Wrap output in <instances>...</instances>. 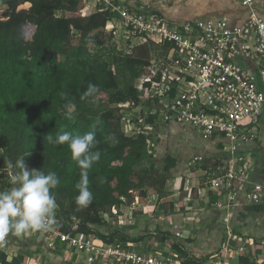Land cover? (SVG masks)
I'll return each mask as SVG.
<instances>
[{"label": "trees", "instance_id": "1", "mask_svg": "<svg viewBox=\"0 0 264 264\" xmlns=\"http://www.w3.org/2000/svg\"><path fill=\"white\" fill-rule=\"evenodd\" d=\"M0 7V148H4L0 155V179H8L5 161L15 162L22 156L29 171L55 172L59 179L57 187L51 190L57 202L55 228L67 231L70 224L78 220L74 233L94 235L104 244L119 241L136 245L157 233L161 243L169 244L183 258L182 264H197L188 257L190 252H205L214 247L222 240L226 225L238 227L241 234L244 228L240 227L251 224L253 234L246 241L241 243L239 233L235 232L229 244L234 249L236 245H257L254 237L258 232L264 233V226L256 225L253 216L264 212L261 211L264 204L245 205L243 199H238L228 210L210 206L199 213H178L173 208L172 213H166L158 222L161 227L154 232L147 223L139 227L126 222L127 226L114 225L107 218L81 219L82 208L75 204L80 169L71 159L68 145L50 143L49 135L55 138L61 129L73 135L95 131L97 143L92 151H99L100 159L88 170L93 199L87 208L105 213L110 210L112 215H118L121 206L131 204L135 198L145 203L148 186L157 197L170 192L171 188H166L169 178H173V189H182L183 171L195 157L203 163L215 160L214 168L224 165L230 159L229 152L223 147L227 140L221 135L204 139L194 129L174 119L162 125L153 123L148 131L123 132V116L118 114L116 105L131 101L124 90L135 92L125 70L130 68L140 72L149 67V49L144 44V53L141 52L143 45L130 54L116 50L112 34L105 30L111 16L103 5L87 15H81L82 0H0ZM150 11L158 14L155 9ZM204 19L207 18L193 21ZM73 29L78 34L74 35ZM107 44H110L108 49ZM157 47L152 49L155 51ZM92 48L95 49L93 53ZM113 56L117 61L112 69ZM89 83L97 85L99 90L94 97L81 99ZM95 101L109 104L95 122L68 118V104L78 109L83 104L93 105ZM130 119L129 123L136 122L134 118ZM159 127H162L161 132H158ZM149 138L153 144L149 157L153 156L163 166L152 179L144 176L137 167L145 156ZM156 143L159 146H155ZM258 143L255 140L239 146L237 154L249 152L253 155L255 166L250 180L264 185V144ZM6 240V244L18 251L36 249L37 246L49 250L45 240L11 234ZM48 253L55 264H71L65 257L50 250ZM232 254L236 264H254L242 253ZM0 264H15V257L9 261L3 251Z\"/></svg>", "mask_w": 264, "mask_h": 264}, {"label": "built area", "instance_id": "2", "mask_svg": "<svg viewBox=\"0 0 264 264\" xmlns=\"http://www.w3.org/2000/svg\"><path fill=\"white\" fill-rule=\"evenodd\" d=\"M103 1L110 16H118L113 17L115 22L110 17L106 25V28L110 26L107 30L112 33L117 48L122 41L127 54L144 44L150 49L155 45L164 49L162 58L150 51L148 71L141 73L139 83L143 93L158 99V111L154 112L156 120L174 119L191 127L204 139L221 135L227 140L223 147L230 159L219 167L220 175L202 185L190 184L191 168L200 164L195 157L183 172L182 189H173L171 182L172 193L177 199L182 197V205L186 207L193 200V189H197L200 199L211 193L212 205L216 207L228 208L238 199L251 205L264 204V185L250 180L255 166L253 155L249 152L237 154L239 146L261 141L256 132L264 107V15L260 13L264 0H238L247 8L248 17L243 24L233 27L222 19L172 24L149 8L127 7L118 0ZM158 61L160 67L155 68ZM201 165L200 169L204 167ZM175 205L174 202V208ZM119 221L122 222L121 217ZM78 222L73 221L67 231L54 228L41 234L51 248L58 243L65 251L77 254L79 259L84 254V264L183 262L171 247L158 251L155 246H141L142 242L104 244L99 239L96 241L94 235L74 233ZM227 234L231 236L229 227ZM261 242L264 245V241ZM251 260L254 264H264L261 258Z\"/></svg>", "mask_w": 264, "mask_h": 264}, {"label": "rangeland", "instance_id": "3", "mask_svg": "<svg viewBox=\"0 0 264 264\" xmlns=\"http://www.w3.org/2000/svg\"><path fill=\"white\" fill-rule=\"evenodd\" d=\"M115 1H117V0H115ZM104 2L105 1H103V0H99V1L82 0L83 7H85L86 9H84V11H83V13H81V15L82 14L87 15V14H90L92 12L97 11L100 4L103 5L102 3H104ZM1 8L2 7H0V18L2 17V14H1L2 9ZM108 28H110V26L107 28L105 27V30L108 33H110L107 30ZM72 33L74 35H76V34H78V31L73 29ZM132 41H134V39ZM113 42H115L114 39H113ZM116 45H118V44H116ZM106 46H107L106 48L108 49L110 44H107ZM118 47L119 48H116V50L121 51L124 54H127V50L125 49V45L122 41H119ZM147 48L149 49V53H150V51H154L153 49H150L149 47H147ZM145 50L146 49L144 48V45H143V47H141V52L144 53ZM91 52L92 53L95 52V49L92 48ZM128 54H130V53H128ZM153 54H155L156 57L162 58V56L164 54V49L161 46H158L157 50H155L153 52ZM148 56L150 59V54H148ZM102 58H104V57H102ZM116 61H117V57L113 56L112 57V64H111L112 69H113V65L116 63ZM159 67H160V61L157 62V66H155V68H159ZM147 71H148L147 68L142 69L140 72L139 71L133 72L130 68H126V70H125V76L128 79L129 85L135 89L134 93H129L127 90H124L125 94H127L129 96V98L131 100L130 102H125L122 104L119 103L116 105L119 108L118 114L123 116L121 122H122V129H123V132L125 134H133L134 132H137L140 130L148 131V128L150 126H152L153 123L158 122L157 124L160 123V125H162L161 123H163V121H161L159 118L157 119L158 121L156 120V115L154 113V112L158 111L157 109H158L159 105L156 102L158 99L156 97L151 98L149 96V94L143 93L144 90H140V88H139V83H140V78H141L140 75H141V73H146ZM136 101H137V103H136ZM70 107L73 109L72 116L70 118L71 120L75 121V120L80 119V121H83V122H87V121L95 122L98 119L99 115L109 107V104L107 102L98 103L95 101L93 105L83 104L82 107H80L78 109L75 108V105L68 104L67 105V114H68ZM130 118H134V120H136V122H134L133 124L129 123V120H131ZM161 129H162V127H159L158 132H161ZM261 135H263V137H264V133ZM157 145L159 146V144L156 143L155 146H157ZM152 148H153V144L151 143V138H149V140L146 143V147H145V156L142 158V161H140L137 165V167L139 169H141V172L143 174H145L144 176L148 177L149 179L155 178V176L157 174H159L163 168L162 164L159 163V161H157L153 156L149 157L150 154L152 155V153H150L152 151ZM167 149H169V146L167 147ZM3 150H4V148L1 147L0 148V155L3 153ZM1 160H2V156L0 157V161ZM198 160H199L200 164L192 166L193 168H191L193 176L191 177L190 184L202 185V183L204 181H207V180L214 178V177L221 174L219 167L214 168V166H213L215 160H211L209 163H203V161L201 159H198ZM201 164L206 165V169H205L206 171L203 169L204 167H202L200 169V166H202ZM203 170L205 171V174H204ZM149 176H151V177H149ZM8 179L7 180L1 179L3 181L2 184L6 185L7 182H10V181H8ZM172 181H173V178H169L166 188L170 187V184ZM12 186L13 185H9V188H11ZM181 196H182V194H181ZM191 196H192V198L198 197L197 189L192 190ZM181 198L177 199L175 196V193H172V190L168 193L163 192L160 195V197H157L155 191L148 186L147 187V198H146L145 203H141L137 198H135L131 204L121 206V208L119 209L118 215L110 214L109 213L110 210H108V213H105L103 211L98 212V211H96L97 209H95V208L89 209L87 207H84L81 209L80 218L81 219H89V220H96L99 218L104 220L105 218H107V220L112 222V224H114V225H118L119 223L120 224L124 223L122 225H125V226H127L125 224V222L127 224H130V226L133 224H137L139 227H142L143 224L147 223L150 230H152L154 232V230L160 229L161 225L158 224V222H160V220H163L165 218L164 217L165 214L168 212L172 213V212H170V210L174 208V202L176 204L174 209L178 213L191 212V211L195 210L193 205H189V207L182 205ZM172 200H174V202H172ZM190 203H191V201H190ZM120 217L122 218V222L119 221ZM245 225L240 227L242 229L244 228L243 231L241 232V234L238 232V231H240L238 227L226 225L224 228V233L222 235V240L219 243L217 242L214 245V247L208 248L207 251H205L203 253L198 252V254L202 253V255H198L199 257H197V258H203L202 262H204L205 264H214L213 261L211 262V259L214 258L215 256H216V258L224 259L226 257V255H225V252L223 251L222 248L224 245H226V246H228V249L230 251H232L234 249V247H230L229 239H230V237H233L232 236L233 234L234 235L236 234L235 232L239 233L240 237H238V238H239V241L241 243L246 241L248 239V236L250 237L251 234H253L252 230L250 229L251 224H247L246 226ZM228 227L230 229L231 236H228V234H227ZM237 229H238V231H237ZM236 236H238V235H236ZM91 237H93V235ZM254 238H255V243L257 245L253 246L254 250H252V253L250 251V253L253 256V258L257 257V258H261L264 260V245L261 244L262 243L261 240L264 241V233L258 232L256 234V237H254ZM97 239L98 238H96V241H98ZM159 239H160V235L157 233L156 234L153 233V236L149 235L145 238V240L142 241L141 246H148V245H150L152 247L155 246V249L157 248L158 251H159V249H166V248L170 247V245L167 243L166 244L161 243ZM259 242H261V243H259ZM242 246L248 250L247 244L242 245ZM49 249H51V248L49 247ZM136 249H138V248H136ZM40 252H41V250H40ZM193 253H197V252H190V254H193ZM39 254L44 256V257L47 256L46 252H45V254H43V252H41ZM65 254H69L70 256H73V255L77 256V254H75L73 251H67V252H65ZM81 255H82V260H84V256H83L84 254H81ZM230 256H231V253H230ZM233 258L234 257L232 255L229 258L230 259L229 262H231ZM45 260L46 259L43 258V261H45ZM234 262H235V260H234Z\"/></svg>", "mask_w": 264, "mask_h": 264}, {"label": "clouds", "instance_id": "4", "mask_svg": "<svg viewBox=\"0 0 264 264\" xmlns=\"http://www.w3.org/2000/svg\"><path fill=\"white\" fill-rule=\"evenodd\" d=\"M98 90L97 85L89 83L81 99L94 97ZM72 111L70 107L68 118H71ZM47 138L54 145H68L71 159L79 167L81 176L75 186L78 189L75 204L78 208L87 207L93 199L89 190L88 170L100 159V152L92 151L97 143L95 131L73 135L61 129L55 138L51 135ZM5 166L13 186L8 191L0 192V248L5 246L10 234L21 237L54 230L57 202L51 190L59 183L55 172L29 171L24 156L15 162L7 159Z\"/></svg>", "mask_w": 264, "mask_h": 264}, {"label": "crops", "instance_id": "5", "mask_svg": "<svg viewBox=\"0 0 264 264\" xmlns=\"http://www.w3.org/2000/svg\"><path fill=\"white\" fill-rule=\"evenodd\" d=\"M118 1L127 7L136 4L137 6L142 8H149V10L155 9L159 15H162L167 20L168 23H172V24L193 21L197 18H207V19H222L225 21V23L228 26L233 27L243 24V22L248 17L247 8L242 6L238 2V0H118ZM132 2L134 3L132 4ZM260 13L264 15V9H261ZM111 17L115 18L118 16L116 14L115 15L113 14ZM114 18L112 19L113 22H115ZM256 133L258 139L261 140L258 143L260 145L262 141L264 142V137L263 135H261L264 133V107L260 117L259 130H257ZM2 183L3 181L0 179V192H5L10 190L9 182H7L6 185ZM213 202H214L213 197L207 195L206 197H203L201 199L198 197L193 198L192 202L189 205H193V207L195 208V210L192 211L193 213L194 212L199 213V212H203V210L206 209L207 207L214 206L212 205ZM228 208L226 209L228 210ZM261 211H264V209H261ZM226 214H228V212ZM253 217L254 219L257 220L255 223L256 225L264 226V212L261 213L257 212ZM21 237L32 238L36 241L45 240V242H47L46 245L48 246V248L50 247L48 244V240L45 239L44 235L41 233L25 235ZM236 246L237 248L235 250L230 251L228 249V246L224 245L222 249L225 252L226 257L224 259H221V258H216V256L215 257L213 256L214 258L211 259V262L213 261V263L215 264H236L234 262V258L231 261L232 263L229 262L230 260L229 258L233 255L232 253H236V254L242 253L243 255L248 256L250 260L253 259V256L251 255L252 250H254L253 245L248 244L247 245L248 250L243 246L240 245H236ZM40 250L41 252H43V254H45L46 252L47 256L44 257L40 255L39 254L41 253ZM49 250L57 256L65 257L66 262L68 261L71 264L84 263L82 258L79 259L75 255L70 256L69 254H65V252L67 251H65V249H63V246H61L58 243H56L54 248H51ZM49 250H45L42 247L37 246L36 249H30L27 251H18L17 249H13L8 244H5L4 247L0 248V253L4 251L8 256L9 261L15 257V264H43V263L55 264L53 261H50L49 259V253H48ZM160 250L165 251V249H160ZM202 253L201 254H198V252L193 253V255L191 254L188 257L196 260L198 262L197 264H205L204 262H202L203 258H197L199 257L198 255H202ZM43 258H45L46 260L43 261Z\"/></svg>", "mask_w": 264, "mask_h": 264}, {"label": "bare ground", "instance_id": "6", "mask_svg": "<svg viewBox=\"0 0 264 264\" xmlns=\"http://www.w3.org/2000/svg\"><path fill=\"white\" fill-rule=\"evenodd\" d=\"M122 224H124V223H122Z\"/></svg>", "mask_w": 264, "mask_h": 264}]
</instances>
